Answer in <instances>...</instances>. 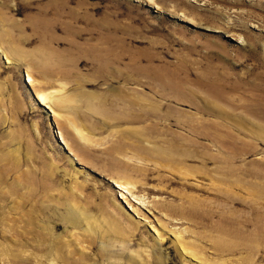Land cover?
I'll use <instances>...</instances> for the list:
<instances>
[{"label": "rangeland", "instance_id": "374dc122", "mask_svg": "<svg viewBox=\"0 0 264 264\" xmlns=\"http://www.w3.org/2000/svg\"><path fill=\"white\" fill-rule=\"evenodd\" d=\"M53 261L264 264V0H0V264Z\"/></svg>", "mask_w": 264, "mask_h": 264}, {"label": "bare ground", "instance_id": "6f19581e", "mask_svg": "<svg viewBox=\"0 0 264 264\" xmlns=\"http://www.w3.org/2000/svg\"><path fill=\"white\" fill-rule=\"evenodd\" d=\"M149 1H152V0H149ZM3 54L5 55L7 62L11 63V56L9 55V53L6 51H3ZM26 80L30 84V86L33 87L34 93L36 95V98H37L39 104L49 108L55 114H57L55 116L56 117L58 116L59 119L67 126V128L72 132V134L76 140H79L81 142H87V143L90 142L88 135L85 133V128L83 127L84 124H82L80 121L76 120L77 119L76 115L78 113L75 114V116H74V111H73L74 109L73 108H74V106L78 100L76 98H73L71 95H63V94L57 95V94H60L61 92H63L65 90V88H66L65 83L60 82L58 84V89L57 88L56 89L46 88L44 86V84H42L38 81V79L33 75L32 71L29 68L26 69L25 82H26ZM60 105L63 106L64 108L68 107V109L70 111L64 115L58 113L56 108H58ZM71 110L73 111V115H72ZM152 113H153V111H152ZM79 118H82V116ZM81 121H82V119H81ZM58 125H59V129H60L59 135H60L62 142L66 145L67 149L71 153H74V148H73L74 145H72V143L68 140V138H67L68 136L62 132V129H63V127L61 126L62 124L60 122H58ZM212 128H213V126H212ZM193 135H195V134H193ZM216 136H218V135H215V137H213V138H216V140H217L218 137H216ZM209 137L211 138L212 136L209 135ZM121 177L119 178L120 180L115 181L116 185L119 188H122L124 190L132 191L133 188L135 187V184H134L135 182L133 183V181H130L131 179L128 177L130 179L129 180L127 178V176L122 177V178ZM189 254H192V253L190 252ZM51 264H58V263L56 261H53Z\"/></svg>", "mask_w": 264, "mask_h": 264}, {"label": "water", "instance_id": "95a60500", "mask_svg": "<svg viewBox=\"0 0 264 264\" xmlns=\"http://www.w3.org/2000/svg\"><path fill=\"white\" fill-rule=\"evenodd\" d=\"M22 77H24V72H23V74H22ZM32 93V92H31Z\"/></svg>", "mask_w": 264, "mask_h": 264}]
</instances>
